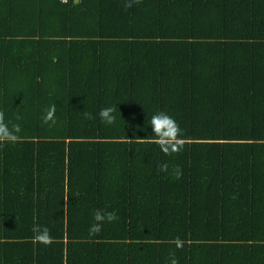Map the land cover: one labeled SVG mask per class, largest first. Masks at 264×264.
<instances>
[{
    "label": "trees",
    "instance_id": "trees-1",
    "mask_svg": "<svg viewBox=\"0 0 264 264\" xmlns=\"http://www.w3.org/2000/svg\"><path fill=\"white\" fill-rule=\"evenodd\" d=\"M0 111V264H264V0H0Z\"/></svg>",
    "mask_w": 264,
    "mask_h": 264
},
{
    "label": "clouds",
    "instance_id": "clouds-1",
    "mask_svg": "<svg viewBox=\"0 0 264 264\" xmlns=\"http://www.w3.org/2000/svg\"><path fill=\"white\" fill-rule=\"evenodd\" d=\"M125 8L132 7V3H125ZM114 109L111 107L108 108H103L101 109L99 115L102 120L105 122L111 124L115 121V117L112 115ZM55 112V105H52L48 110H47V115L45 116V123H47L49 120L53 119V115ZM90 118V114H86ZM54 122V121H53ZM153 125L155 129L158 131L160 128V125L163 123L168 126V128L173 132V133H178L179 128L178 125L176 124L175 120H173L171 117H169L166 114H159L153 117ZM17 131L19 130V126H16ZM5 139H14V137L9 133L8 128L6 123L4 122V113L0 111V141L5 140ZM171 139H175V137H172ZM181 147V144L179 142L173 143L171 145V148L173 151H179ZM166 153L169 152L168 147H164L163 149ZM166 165H161L162 170H166ZM179 175V171H177V176ZM106 219L111 222L116 219V216L112 212H108L106 214H101V212L98 210L94 213L93 219L95 221H103ZM101 230V224L100 223H95L93 224L89 232L90 234H95L98 233ZM33 231L37 233V235L34 237L35 240L44 243V244H51L53 242V237L49 234L50 230L47 227L40 228L39 226H35L33 228ZM172 264H176V260H172Z\"/></svg>",
    "mask_w": 264,
    "mask_h": 264
},
{
    "label": "built area",
    "instance_id": "built-area-1",
    "mask_svg": "<svg viewBox=\"0 0 264 264\" xmlns=\"http://www.w3.org/2000/svg\"><path fill=\"white\" fill-rule=\"evenodd\" d=\"M61 1H63V2H67L68 0H61Z\"/></svg>",
    "mask_w": 264,
    "mask_h": 264
}]
</instances>
